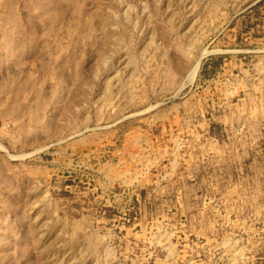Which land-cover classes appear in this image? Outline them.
I'll return each mask as SVG.
<instances>
[{"label":"rangeland","instance_id":"1","mask_svg":"<svg viewBox=\"0 0 264 264\" xmlns=\"http://www.w3.org/2000/svg\"><path fill=\"white\" fill-rule=\"evenodd\" d=\"M0 264H264V0H0Z\"/></svg>","mask_w":264,"mask_h":264}]
</instances>
